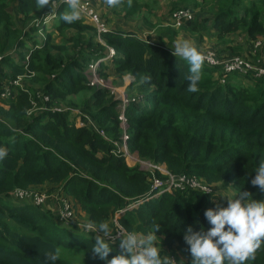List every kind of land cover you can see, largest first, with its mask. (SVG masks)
<instances>
[{"label":"trees","instance_id":"trees-1","mask_svg":"<svg viewBox=\"0 0 264 264\" xmlns=\"http://www.w3.org/2000/svg\"><path fill=\"white\" fill-rule=\"evenodd\" d=\"M189 2H194L193 7H189ZM199 2L202 1L179 0L169 12L180 6L194 11ZM135 6H139L136 0H131V6L124 4L125 16H132L138 9ZM53 9L56 21L46 32L45 40L33 36L38 31L35 25H30L24 33L26 38H22L17 26L29 23L39 12H49L52 7L38 9L37 0H0V24L12 38L7 52L1 54L3 63L8 65L3 75L23 74L24 49H32L30 70L36 73L57 70L46 81L38 74L36 79V75L31 77L49 95L48 105L57 96L64 98L84 89L88 63L103 57L106 49L98 40L95 27L83 17L72 24L60 18L68 10L66 3L59 2ZM201 20L197 21L194 14L180 28L195 33L204 31L210 36L214 32L217 38L242 29L249 40L264 35L260 13L248 8L242 10L230 4L218 9L212 19ZM68 29H73L74 35L67 36ZM53 30H63V42L71 44L66 57L52 53L53 48H62L53 43ZM100 37L116 51L110 72L105 62L100 63L102 75L130 73L134 80L127 91L135 87L142 96L126 107L129 149L137 151L143 159L164 163L171 173L197 175L208 182L220 183L224 189L230 183L238 194L248 192L257 201H264V193L251 185L259 164L264 162V76L239 75L249 84L239 87L232 83L236 74L227 75L221 83L220 68L204 63L199 90L190 93L186 79L189 65L174 56L170 47L152 41L149 36L142 38L132 30L109 29ZM0 48L4 50L6 43ZM23 81L32 91L27 79ZM90 89L87 110L82 113L88 114L111 138L119 139L117 100L102 103L108 91L91 86ZM8 99L9 108L0 107V148H6L8 153L0 160V264H70L60 256L61 247H78L94 257L91 250L95 234L59 223L53 213L54 205H50L52 200L41 208L30 200L19 203L12 200L15 188L28 187L47 192L61 190L76 201L87 221L97 225L100 222L111 225L116 213L119 223L130 231L147 234L159 225L155 235L163 247L161 257L172 254L177 259L179 252L186 260L176 264H192L184 234L189 226L193 231L207 232L212 225L204 212L216 208L214 201L224 198L186 189L151 196L150 173L137 166L129 167L122 155L112 152L109 141L87 126H76L68 119L69 110H47L25 119L30 104L28 93L12 86L11 95L0 100ZM4 119L13 122L20 131L12 129ZM70 160L90 177L81 175ZM156 174L160 175L158 171ZM97 181L102 183L98 185ZM138 201L142 202L137 205ZM109 243L112 251L106 262L120 252L115 242ZM56 250L59 258L55 262L45 258L46 251ZM245 264H264V243L255 260Z\"/></svg>","mask_w":264,"mask_h":264},{"label":"built area","instance_id":"built-area-1","mask_svg":"<svg viewBox=\"0 0 264 264\" xmlns=\"http://www.w3.org/2000/svg\"><path fill=\"white\" fill-rule=\"evenodd\" d=\"M59 2L65 3V0H58ZM56 0L53 1L55 6ZM82 14L86 21L93 25L97 32L98 40L106 46L105 55L96 60H92L88 63L85 69L86 84L94 88H101L108 91V93L114 96L117 100L118 108V120L121 129L119 139L111 138L103 128H101L88 114L80 113L77 117L76 126H87L97 134H99L106 141H109L113 145L112 152L117 155H122L125 158L127 165L137 166L139 169L150 173L149 181V193L151 196H157L164 192H171L177 189H186L198 191L203 194L217 195L225 199H229V196L224 191V188L217 182H208L202 177L193 174L171 173L164 163H153L148 159H143L139 156L137 151H131L128 147V121L126 116V107L132 103L137 102L142 97L141 94H131L127 91V87L132 83L134 77L130 73H123L121 79L123 83L117 85L113 82V78L110 75L103 76L100 72L101 62H111L116 51L113 47L108 46L104 43L100 34L109 30L107 22L104 21L91 0H82ZM52 16L56 17V11L53 9ZM168 23L174 28L182 27L187 21L194 18L193 11L188 7H176L169 12ZM48 21V18H46ZM146 38V37H144ZM254 49L259 51V55L252 57L250 55H231L222 56L215 50L207 48L202 50L206 56L205 64L210 67H219L220 73L222 74L219 78L221 83L225 82V77L229 74H236L240 76H249L259 78L264 76V38L262 36L257 37L254 40ZM254 51V50H253ZM256 52V51H254ZM252 55V54H251ZM29 54L25 55L23 60L25 72L19 74L16 77H5L3 74L7 69L4 68L3 55L0 54V99H6L11 95V87H19L29 95V102L31 107H37L39 103L44 106V109L51 111H66L74 110L69 106L58 104L53 102L51 105L50 97L42 90L29 91L26 83L23 79L33 77L35 72L28 68ZM53 76V75H52ZM156 171L160 175L156 174ZM11 198L14 202L19 203L21 201L30 200L36 207H43L47 204L48 200L54 202L53 213L57 221L64 225H75L78 228L84 229L82 225L88 221L84 218H76L78 214V207L76 201L72 200L69 196L65 195L61 190L57 189L51 192H47L46 189L39 190L36 188H15L12 191ZM142 201L136 202V204ZM117 213L112 218V235L115 238V247L119 248V239L122 233L136 232L127 230L117 220ZM85 230V229H84ZM138 233V232H136ZM96 235V234H95ZM112 242V241H108ZM170 259L176 262L174 255H167Z\"/></svg>","mask_w":264,"mask_h":264},{"label":"clouds","instance_id":"clouds-1","mask_svg":"<svg viewBox=\"0 0 264 264\" xmlns=\"http://www.w3.org/2000/svg\"><path fill=\"white\" fill-rule=\"evenodd\" d=\"M68 10L61 14V19L72 24L81 19L82 0H65ZM109 7H117L122 0H105ZM131 6V0H128ZM51 0H37V8L50 7ZM174 56H179L189 65L187 91L195 93L202 79V68L206 60L205 54L198 50L193 42L177 40L174 42ZM7 149L0 148V160L7 156ZM251 185L258 186L264 193V162L257 168ZM251 194L241 192L234 199H227V207L219 205L207 209L204 216L212 227L207 231H193L189 226L184 234V241L190 246L193 257L192 264H245L255 260L257 251L264 243V201L252 200ZM82 227L95 235L92 248L94 257L105 260L112 251L108 241H115L112 228L107 222L98 225L88 221ZM160 228L154 227L147 234L126 232L119 239V254L107 261V264H176L168 256L161 257L160 243L155 235ZM45 258L55 262L59 258L58 250L46 251Z\"/></svg>","mask_w":264,"mask_h":264},{"label":"rangeland","instance_id":"rangeland-1","mask_svg":"<svg viewBox=\"0 0 264 264\" xmlns=\"http://www.w3.org/2000/svg\"><path fill=\"white\" fill-rule=\"evenodd\" d=\"M188 1H194V0H188ZM200 1V0H197ZM202 2L197 3V6H194L193 8V13L196 16L197 21H202L201 19L206 18V19H212L214 17V14L217 12L218 9L228 6V5H232L234 8H239V9H245L248 8V10L250 12H254L256 11L257 13H260V20L264 23V0H201ZM59 2L56 1L55 5H57ZM194 2H189L188 5L189 7H193ZM15 5V4H14ZM13 5V6H14ZM52 7V10H50L49 12L47 11H41L39 12V14L34 17L29 23L27 24H19L17 27L19 29V35L22 38H26L24 36L25 32H28L29 30H27L29 28L30 25H35L38 28L37 33H34L33 36H36L37 39H45L46 37V32L50 31V28L55 24L56 21V17L52 16V12H53V4L50 6ZM57 15V14H56ZM46 18H48V21H46ZM211 23V22H210ZM13 26H15L13 24ZM7 28H4L2 24H0V47L3 43H6V50H2L0 48V54H4V52H7V47L11 44L10 41L12 38H9L10 33L6 32ZM63 31V30H62ZM62 31L60 30H53V35H52V40L53 43L60 45L62 48L61 49H56L53 48L52 49V53H54L55 55H59L61 57H66L68 53L71 52V45H69L66 42H60L61 39H64V35L61 34ZM67 36H72L74 35L75 31L73 29H68L67 30ZM212 44H210L209 46H206L205 49L210 48V49H214L217 50L218 53H221L228 50L229 48L234 51L235 48H243V45L245 44L247 47L252 45L251 42L248 37L246 36V33L243 32V29L241 31H237L235 33H231V34H227L224 37L221 38H217L215 37V33L212 32V35L210 36ZM262 37H264V35H262ZM59 41V42H58ZM227 44V47L225 48H219L217 49L218 45H224ZM37 47V45H36ZM9 48V47H8ZM240 48V51H235V52H230V56L231 55H250L252 57H255L253 55H251V53L249 54H244V50ZM32 49H24L25 55L31 53ZM14 54V53H13ZM4 68H8L7 63H4ZM55 71L56 68H55ZM54 70L51 71V73L55 72ZM50 72L46 73V72H38L34 75H36L34 77V79L37 78V74L38 76L43 77V81H46L48 79V76H50L51 74ZM53 74H51L52 76ZM113 82L117 85H121L123 83L120 75H113ZM234 80H233V84L242 87V86H249V84L247 83V81L241 79V77L239 75H234ZM27 79V82L31 84L32 87V91H36V90H42V84L41 83H33L31 81V77L25 78ZM86 80V77H85ZM25 83V82H24ZM86 83V82H85ZM138 89L133 87L131 90H129L128 92L131 94H137L138 93ZM91 96V89L90 86H88L87 84L85 85L84 89H81L77 92H72L67 94L64 98L61 97H56V103L58 104H63L66 106L71 107L74 110H69L68 113V119L70 121H73L74 123H76L77 121V117L80 115L81 112H85L87 110V108L85 107L88 104V100ZM60 98V99H58ZM103 102L102 103H106L108 102V100H115L114 96L110 93H107L106 96L103 97ZM9 99L7 101H1L0 100V107H3L4 109H8L9 108ZM90 104V103H89ZM97 104H95L93 107H95ZM118 109V108H117ZM43 111H47L46 109H44V106L39 103L37 105V107H31V105L29 104L28 108L26 109V113H25V119H29L34 115L39 114L40 112ZM4 122H6L8 125L11 126L12 129L16 130V131H20V129L14 128V124L13 122H10L8 119H4ZM41 145H43L44 147H47L46 145H44V143L41 142ZM70 165L78 170L81 175L86 176V177H90L88 175V173L86 171H84L80 166L76 165L75 163H73L70 160ZM129 163V162H127ZM130 164V163H129ZM129 166V165H128ZM132 167V166H129ZM221 182V181H220ZM102 182L101 181H97V184L100 185ZM228 187L226 189H224V191L227 193V195L229 196V199H234L237 197L238 193L235 190V188H233L231 186V184L229 183L227 185ZM252 200H256L252 197H250ZM8 201L12 202L10 199H8ZM134 205V204H132ZM129 205V206H132ZM138 205V204H137ZM217 205L221 206V207H225V205H227V201L222 200V201H214V206L216 207ZM81 214H77L76 218L78 217L80 219ZM112 216H110L111 218ZM61 252H60V256L65 259L67 262H69L70 264H107V262L105 260H101L92 256H89L86 254V252H84L81 248L78 247H73L72 249H68V248H64L61 247Z\"/></svg>","mask_w":264,"mask_h":264},{"label":"crops","instance_id":"crops-1","mask_svg":"<svg viewBox=\"0 0 264 264\" xmlns=\"http://www.w3.org/2000/svg\"><path fill=\"white\" fill-rule=\"evenodd\" d=\"M177 1L179 0H136L139 6L135 7H137L138 9L136 10V12H132V16L127 17L125 16L124 4H128V0H122V3L117 7H109L105 3V0H91L98 13L100 15H103V18H106L107 26L109 29L132 30L142 38L149 36L152 41L160 43L164 46H168L173 50L174 42L177 40H188L190 42H193L198 50H204L206 46L212 44V41L210 39L211 37L208 33H205L204 31H201V33L190 32L187 29L174 28L169 25V10ZM84 21L86 23H89L86 20ZM39 40L43 41V39ZM250 41H252V45L247 47L244 44L243 48H240L244 50V54L251 53L253 56L258 55L259 51L254 49V40ZM60 42H63V39L60 40ZM68 44L71 45L69 42ZM222 47L226 48L227 44L218 45V48ZM240 48H235L234 51L229 48L228 50L222 52L221 55L224 57L230 56V52L240 51ZM253 50L256 52H254ZM105 63L108 66V72H110L112 63H110L109 61ZM109 75L114 78L113 74ZM50 205H54V202L50 203ZM79 213L81 214L80 218H87L86 215L80 210L78 211V214ZM158 242L159 241L157 240V246H159ZM160 248L161 251H163V247L161 245ZM185 260L186 257L177 252L176 263Z\"/></svg>","mask_w":264,"mask_h":264}]
</instances>
